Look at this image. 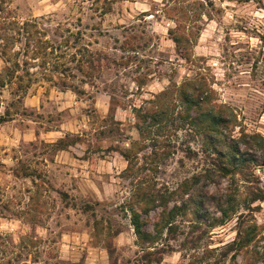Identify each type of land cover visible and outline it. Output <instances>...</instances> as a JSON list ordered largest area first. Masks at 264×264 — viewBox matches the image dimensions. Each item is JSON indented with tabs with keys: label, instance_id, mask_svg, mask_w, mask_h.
<instances>
[{
	"label": "rangeland",
	"instance_id": "obj_1",
	"mask_svg": "<svg viewBox=\"0 0 264 264\" xmlns=\"http://www.w3.org/2000/svg\"><path fill=\"white\" fill-rule=\"evenodd\" d=\"M186 81L208 85L220 132L179 116L172 88ZM168 90L175 122L143 134L137 110ZM234 146L252 179L223 170ZM253 191L264 196V0H0V264H264ZM151 195L162 200L144 213ZM240 223L254 240L221 256Z\"/></svg>",
	"mask_w": 264,
	"mask_h": 264
},
{
	"label": "trees",
	"instance_id": "obj_2",
	"mask_svg": "<svg viewBox=\"0 0 264 264\" xmlns=\"http://www.w3.org/2000/svg\"><path fill=\"white\" fill-rule=\"evenodd\" d=\"M170 16V18L174 19V22H176V29H172L171 33L176 32L177 30L183 29V25L181 22H183V19H180L179 17H176L175 15ZM176 30V31H175ZM174 41L177 45L180 44L181 38L175 37ZM177 92L179 93V102L182 104L184 108V113H181L179 116H183L186 120H188L194 127L202 130L204 134H207L209 132H220L222 126H227V121L224 119L223 115L220 112L211 113L210 110L207 109L209 105V87L206 83H200V82H192V81H186L179 85L176 88ZM168 95H170L169 90L164 91L162 93H158L157 95H154L153 98L149 99V101H145V104L140 106L137 110V115L139 117L138 122V129L140 132H144V129H149L154 124L159 125L161 124L162 120L166 119L169 122H175L173 115L171 114V111L174 110V108L169 107V105L165 102H163L164 98H167ZM176 107V105H175ZM193 111L196 112V114L193 115ZM171 115V116H170ZM207 117V118H206ZM176 131V129H174ZM148 131H145L143 134L147 133ZM242 140H246L247 138L250 139H257L255 136L251 137L248 135H243ZM247 142V141H245ZM58 144H60L61 148H65L64 141L61 140ZM236 146L232 148V151L230 152L233 160L228 161L227 164L223 167V170L227 171L229 174L234 175H240L244 178L252 179V172H250V160L248 158L241 159L240 163H237L238 157L235 152ZM238 148V146H237ZM123 156L126 158L128 163L131 164L133 161V158L135 157V153H132L131 151H122ZM235 163V164H234ZM252 197L250 202H255V200H264V196L260 195V193L252 192ZM233 194L231 192L226 195V200L223 202V204L220 205L221 209V220L220 222L226 221L227 218H229L230 215V208L235 209L234 203H233ZM162 199L151 195V196H144L141 200H138L136 202H142L141 209L142 212L147 213L149 209L154 206L158 201H161ZM167 202V200H166ZM166 204V203H165ZM229 208L226 206L229 205ZM201 209V205H198L195 208V212L198 213ZM132 210V224L135 229V234L137 235V238L139 242H148L149 238H151L149 233H146L144 230L145 221L142 219V212L140 213L137 211L134 207H131ZM181 210L178 207H175L172 209L169 213V215L178 212ZM158 226V225H157ZM175 229L174 222H168V231L171 232ZM255 225L244 227V225L238 228L237 231V238L228 245L226 251H222L221 256H227L229 251H239L244 248H247L249 244L254 240V233H255ZM159 231V227L157 229ZM212 252L210 250L207 255ZM147 254L155 255L156 261H161L162 256L160 255L161 252L157 251L155 253H152L151 251H148ZM149 264V263H148Z\"/></svg>",
	"mask_w": 264,
	"mask_h": 264
}]
</instances>
